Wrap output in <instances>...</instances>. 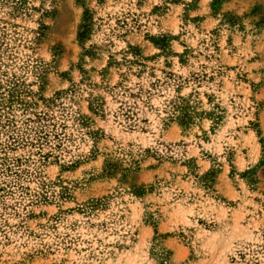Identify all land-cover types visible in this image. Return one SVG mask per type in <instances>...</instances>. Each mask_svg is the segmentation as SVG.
Wrapping results in <instances>:
<instances>
[{"label":"rangeland","instance_id":"374dc122","mask_svg":"<svg viewBox=\"0 0 264 264\" xmlns=\"http://www.w3.org/2000/svg\"><path fill=\"white\" fill-rule=\"evenodd\" d=\"M0 264H264V0H0Z\"/></svg>","mask_w":264,"mask_h":264},{"label":"trees","instance_id":"16d2710c","mask_svg":"<svg viewBox=\"0 0 264 264\" xmlns=\"http://www.w3.org/2000/svg\"><path fill=\"white\" fill-rule=\"evenodd\" d=\"M80 36H81V37H84V32L80 33Z\"/></svg>","mask_w":264,"mask_h":264}]
</instances>
